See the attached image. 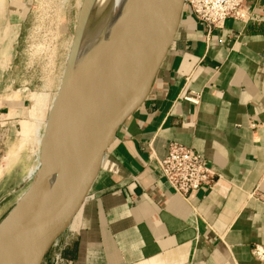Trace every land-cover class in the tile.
<instances>
[{
	"label": "crops",
	"instance_id": "obj_1",
	"mask_svg": "<svg viewBox=\"0 0 264 264\" xmlns=\"http://www.w3.org/2000/svg\"><path fill=\"white\" fill-rule=\"evenodd\" d=\"M18 1L0 0L3 49ZM246 5L248 21L211 32L183 11L146 100L44 264L58 252L60 264H264L253 254L264 249V204L251 197L264 194V0ZM171 141L200 153L216 182L175 193L159 166Z\"/></svg>",
	"mask_w": 264,
	"mask_h": 264
},
{
	"label": "water",
	"instance_id": "obj_2",
	"mask_svg": "<svg viewBox=\"0 0 264 264\" xmlns=\"http://www.w3.org/2000/svg\"><path fill=\"white\" fill-rule=\"evenodd\" d=\"M184 4L185 0L131 1L120 45L98 70L94 92L77 122L80 146L57 167V176L51 179L49 171L56 150L52 129L82 28L80 8L43 131L38 169L0 221V264H11V254L18 252L34 254L28 264L43 263L87 197L118 129L146 100L175 39Z\"/></svg>",
	"mask_w": 264,
	"mask_h": 264
},
{
	"label": "rangeland",
	"instance_id": "obj_3",
	"mask_svg": "<svg viewBox=\"0 0 264 264\" xmlns=\"http://www.w3.org/2000/svg\"><path fill=\"white\" fill-rule=\"evenodd\" d=\"M12 6L19 15L12 19L10 50L1 46L5 29H0V221L38 169L43 131L80 8L82 28L52 129L55 153L76 109L91 42V0H20Z\"/></svg>",
	"mask_w": 264,
	"mask_h": 264
},
{
	"label": "built area",
	"instance_id": "obj_4",
	"mask_svg": "<svg viewBox=\"0 0 264 264\" xmlns=\"http://www.w3.org/2000/svg\"><path fill=\"white\" fill-rule=\"evenodd\" d=\"M246 2L247 0H185L184 10H189L196 19L205 23L211 32L221 27L228 18L248 21L251 13ZM198 98L199 96H185V99L195 103ZM159 166L173 191L183 197H188L204 185H213L217 180V174L200 153L177 141L168 144L167 154L159 160ZM251 197L264 204V194L255 192ZM53 246L59 247L58 240ZM253 254L264 260L262 247L256 246ZM61 261L62 253L58 252L54 264H60Z\"/></svg>",
	"mask_w": 264,
	"mask_h": 264
},
{
	"label": "bare ground",
	"instance_id": "obj_5",
	"mask_svg": "<svg viewBox=\"0 0 264 264\" xmlns=\"http://www.w3.org/2000/svg\"><path fill=\"white\" fill-rule=\"evenodd\" d=\"M131 1L91 0L92 22L88 66L75 112L66 122L63 137L52 158L49 171L51 179L57 176V167L67 160L80 146V128L77 122L81 117L87 100L90 99L94 92L98 70L120 45L127 25L125 13ZM33 256L34 254L27 255L26 252H18L12 253L9 260L11 264H28Z\"/></svg>",
	"mask_w": 264,
	"mask_h": 264
}]
</instances>
